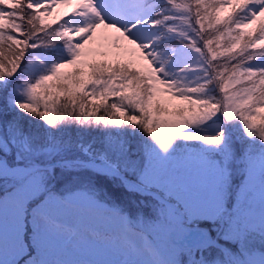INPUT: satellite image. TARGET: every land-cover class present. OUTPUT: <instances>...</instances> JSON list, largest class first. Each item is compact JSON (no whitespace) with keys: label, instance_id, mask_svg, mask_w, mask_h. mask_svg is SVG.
<instances>
[{"label":"snow or ice","instance_id":"snow-or-ice-1","mask_svg":"<svg viewBox=\"0 0 264 264\" xmlns=\"http://www.w3.org/2000/svg\"><path fill=\"white\" fill-rule=\"evenodd\" d=\"M0 264H264V0H0Z\"/></svg>","mask_w":264,"mask_h":264},{"label":"rangeland","instance_id":"rangeland-1","mask_svg":"<svg viewBox=\"0 0 264 264\" xmlns=\"http://www.w3.org/2000/svg\"><path fill=\"white\" fill-rule=\"evenodd\" d=\"M59 6V5H58ZM60 7H62V6H60ZM65 11H68V9L66 8L65 10H64V12ZM61 14V13H60ZM60 14H56L55 12H51V16L49 17V19H55L58 15H60ZM102 43H104V40L102 39V38H99L98 40H97V42L96 43H94V44H92V45H90V47L91 48H97V47H99L100 46V44H102ZM95 45V46H94ZM256 196H257V199L259 198V194H256ZM133 212H135V208H133Z\"/></svg>","mask_w":264,"mask_h":264},{"label":"bare ground","instance_id":"bare-ground-1","mask_svg":"<svg viewBox=\"0 0 264 264\" xmlns=\"http://www.w3.org/2000/svg\"><path fill=\"white\" fill-rule=\"evenodd\" d=\"M66 8L65 7H60V6H57V7H55L54 9H52V12H55L56 14H60V13H62V12H64V10H65ZM99 39V38H98ZM95 46V45H94Z\"/></svg>","mask_w":264,"mask_h":264},{"label":"trees","instance_id":"trees-1","mask_svg":"<svg viewBox=\"0 0 264 264\" xmlns=\"http://www.w3.org/2000/svg\"><path fill=\"white\" fill-rule=\"evenodd\" d=\"M256 194H259V191H257V193Z\"/></svg>","mask_w":264,"mask_h":264}]
</instances>
